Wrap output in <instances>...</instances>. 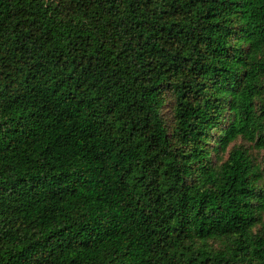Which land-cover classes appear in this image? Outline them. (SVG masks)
Here are the masks:
<instances>
[{
	"label": "trees",
	"instance_id": "16d2710c",
	"mask_svg": "<svg viewBox=\"0 0 264 264\" xmlns=\"http://www.w3.org/2000/svg\"><path fill=\"white\" fill-rule=\"evenodd\" d=\"M239 137L264 0H0V264H264Z\"/></svg>",
	"mask_w": 264,
	"mask_h": 264
},
{
	"label": "rangeland",
	"instance_id": "374dc122",
	"mask_svg": "<svg viewBox=\"0 0 264 264\" xmlns=\"http://www.w3.org/2000/svg\"><path fill=\"white\" fill-rule=\"evenodd\" d=\"M164 111L166 113L165 114L166 118L168 119V122H169L170 126L172 127L174 125L172 104H168ZM239 144H244V145L248 146L249 151L252 153L255 161L257 163L262 162V160L264 158V148L256 147L254 145V142H247L241 137H239L236 141L232 142L226 151L221 150L219 153H217L214 156L215 161L218 163H221L223 160H225L228 157V152L230 151V149L233 146L239 145ZM263 218H264V215H263Z\"/></svg>",
	"mask_w": 264,
	"mask_h": 264
}]
</instances>
